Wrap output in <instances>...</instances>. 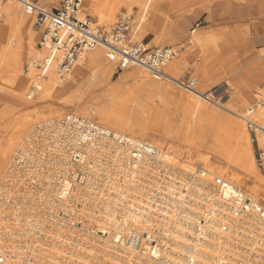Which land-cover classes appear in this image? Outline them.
I'll list each match as a JSON object with an SVG mask.
<instances>
[{"label": "bare ground", "instance_id": "bare-ground-1", "mask_svg": "<svg viewBox=\"0 0 264 264\" xmlns=\"http://www.w3.org/2000/svg\"><path fill=\"white\" fill-rule=\"evenodd\" d=\"M51 1L57 2V0H40V5L48 9ZM157 2L158 0H135L133 2L85 0L78 15L84 16V11L94 12L101 23L112 24L121 7L129 12L137 9L140 23H143L148 21L146 19L148 12L158 6V9L161 8L160 5L157 6ZM158 16L157 12L150 26L147 25L141 29L139 26L135 33L138 40L143 39L149 29L157 31L153 22L156 24L159 21ZM7 27H11L10 36L5 34ZM155 36L154 41L157 40L158 43L166 35L159 33ZM9 37L14 42L23 39V42L19 43L20 52L8 53L7 68L11 72L12 82L18 84L21 82V67L24 60H27V56L33 57L34 62H28L26 67L36 62L44 64L43 77L38 81H31L30 77L33 75L31 70V74L26 75V80L30 81L27 84V99L41 95V100L56 99L59 104H69L68 106L84 101L89 102L91 107H88V110L80 111L74 107L73 110L88 119H96L103 128L106 127L105 129H109L108 131L114 135L146 142L162 152L164 160L171 162L180 170L193 172L197 166H201L206 174H210L209 176L220 178L244 192L248 197L263 202L264 180L259 176L257 169L259 160L254 156L253 149L262 148L264 151V126L257 124L263 130L252 137L245 131L243 123L227 117L230 131L227 137H220L217 130L214 131L209 123L213 124L212 121L221 115L206 105L211 104L212 101L206 95V87L200 85L193 91H187L186 95L180 93V100L175 105L177 112L174 113L178 116H173L171 111L172 115L169 114L167 103L164 102L163 107L156 105L157 96L174 100V96H169L177 94L173 88L162 82L163 80L177 86L175 81L179 80V77L174 69V65L177 67V64L172 63L175 61L174 58L161 68L165 75L163 78L135 66L134 71L126 73L127 80L133 81L134 86L126 90L106 86L112 75L115 61L102 58V54L105 58L103 46L85 52L72 66L67 77L63 80L58 78L56 60L50 59L45 51L36 47L37 36L32 31L29 14L15 0L0 3V38L9 39ZM203 43L207 45L206 47L215 46L216 40L210 37L199 41V45ZM203 48L202 45L201 49ZM214 52L216 54V51ZM130 68L133 67H128L125 71ZM165 68L170 75L165 73ZM247 74L253 79L261 78L264 82L263 63L259 62L254 65ZM203 77L208 76L205 74ZM239 81L232 85L237 91L242 92L241 85L245 84V79ZM105 86L107 88H104ZM248 86L247 89L250 92L258 87ZM96 87L104 89L97 96H93L95 94L92 92ZM67 93H70V96L65 99L64 96ZM256 94L259 95V92ZM20 96L23 97V93ZM243 96L242 93L237 97L241 109L249 103V98L245 96L243 100ZM155 97L157 99L154 102ZM260 105L259 103L255 105L257 112H263ZM256 108H250L249 112H254ZM223 109L235 114L232 107ZM61 114V109L51 110L39 121L40 129L27 134L26 144L19 143L21 136L18 138L15 136L11 143L0 151V170L6 165L4 185H0V199L2 200L0 202V251L6 250L5 264H104L101 258L116 254L107 245L115 238L111 237L107 230L110 229L113 232L118 230L116 214L126 208L123 205L125 201L126 203L128 201L126 191L116 179L120 177V174L117 171L109 181V191L106 194L91 195L86 199L79 197L81 194H77L76 197L71 195V190L77 191L73 182L77 181L79 185L83 179L78 172L73 171L72 188L71 184L66 181L69 172L74 167L72 162L74 153L71 155L66 146L71 144L75 147V142L59 126L58 120ZM235 115L245 122L248 113L245 118L239 114ZM174 117L179 118L178 123L176 120L177 124L174 123ZM31 122V119L24 121L23 130L28 129ZM202 122H206L209 127H204ZM110 161L108 156L103 157L102 161L95 165L97 171L105 174L112 172L114 167L110 165ZM89 165L87 163L89 173L96 175V178L99 173L93 171ZM250 180L257 183L259 187L256 190L243 191V186ZM83 185L88 186L86 183ZM73 200L78 201L84 208L83 210L90 212L86 218L88 224L98 226L97 232L88 233L90 237L92 236L89 240L105 241V244L95 242V244L90 243L89 246L87 241H82L81 245L74 249L71 244L66 243L71 237L66 225H73L72 217L69 211H64L62 216L66 220H63L58 217L56 211L61 208L60 203H63L66 208V204ZM128 205H131V202ZM129 223L131 222L124 220L120 231L127 229ZM46 234L50 235L46 236ZM109 264L112 263L109 262Z\"/></svg>", "mask_w": 264, "mask_h": 264}, {"label": "built area", "instance_id": "built-area-1", "mask_svg": "<svg viewBox=\"0 0 264 264\" xmlns=\"http://www.w3.org/2000/svg\"><path fill=\"white\" fill-rule=\"evenodd\" d=\"M15 1L41 31L38 47L56 60L62 80L85 52L99 46L104 47L105 58L116 62V73L137 66L159 78L165 76L163 65L177 55L168 47L131 45L124 17L105 34L89 16L78 15L84 0H61L58 7L50 9L39 5L38 0ZM43 66L41 62L32 63L26 67L25 75H30L31 70L32 82L38 81L43 77ZM175 83L186 91H193L196 86L192 79ZM250 113L244 123L253 137L263 128L251 119ZM58 124L75 142V147L66 146L71 155L74 153V167L66 181L72 188L73 171L83 179L79 185L74 180L77 191L71 190V195L81 194L79 197L86 199L106 194L109 181L118 171L120 177L116 179L128 197L123 205L126 208L116 214L118 230H107L115 238L106 243L116 254L101 258L104 264H264V202L200 168L193 172L180 170L146 142L114 135L91 119L71 113L59 119ZM105 156L114 167L109 174L98 172L95 166ZM87 163L99 173L96 178L89 173ZM60 205L58 217L64 220L63 212L69 211L73 221V225H66L71 236L66 243L74 249L82 241L88 245L105 244L89 240L92 236L88 233L97 232L98 226L88 224L90 212L83 210L78 201L68 202L66 208L63 203ZM124 220L131 223L120 231ZM5 262L6 250H2L0 264Z\"/></svg>", "mask_w": 264, "mask_h": 264}, {"label": "rangeland", "instance_id": "rangeland-1", "mask_svg": "<svg viewBox=\"0 0 264 264\" xmlns=\"http://www.w3.org/2000/svg\"><path fill=\"white\" fill-rule=\"evenodd\" d=\"M133 1L135 0H119V2ZM5 2L6 1L0 0V3ZM60 2L61 0H57V2L51 1L48 9L51 7H58ZM84 2L82 6H84ZM181 2H185L186 5L180 7L179 5ZM38 3L40 5V0H38ZM171 3L173 4L170 5ZM158 5H160L161 8L158 9ZM157 6V8L155 7L152 11L148 12L149 14L146 17L148 21L143 23H140L139 11L137 9H133L129 12L121 7L116 13L115 20L112 24L101 23L94 12L84 11V16H89L105 34H108L113 26L119 22L120 18L124 17L127 19L126 23L129 28L127 37L131 45L144 43L148 44V48H172L177 53L174 57L175 61L172 63L177 64V67L174 65V69H176L179 80L195 79L197 80L195 88L199 85L206 87V95L209 100L212 101L211 104L206 105L221 115L212 121L213 124H209L214 131L217 130L220 137H227L230 131L227 117H232L240 123H243L242 125L248 134L249 131L244 120L237 117L235 114H239L241 117L245 118L250 108H256L255 105L258 103L261 104L260 109L263 110V112H257L256 108V110L251 113V119L256 124L264 126V82L261 78L253 79V77H250L249 74H247L249 69L257 63L262 62L264 65V0H158ZM21 11L23 10L21 9ZM157 12L159 14V21L156 22V24L153 22L154 25H156L155 27L157 31L155 32L149 29L146 36L143 39L138 40L136 38L137 34L135 35V33L139 26H141L140 29L147 25L150 26L156 17ZM29 19L31 21L32 31L37 36L36 47L39 48L38 42L41 31L33 25L34 21L31 15H29ZM179 20L180 22H178ZM237 29H242L245 37L237 36L241 33L229 32V34L225 35L226 40L229 39L227 42L228 44L206 47L207 45L203 43V49H201L202 45H199V41L195 38V35H192L193 32L203 33L204 35L199 39L203 41L208 34H218ZM159 33H163L166 36L157 43V40L154 41V39L156 37L155 35ZM5 34L6 36L11 35V27L6 28ZM22 40L23 39L21 38L14 42L11 41L10 37L9 39L0 38V151L9 145L15 136L17 138L18 136H21L19 137V143L23 142L26 144V141H28L27 134L30 133V131H38V127L41 124L39 121L55 108L62 110V114L59 116V119H61L71 113L86 118L74 111L73 107L80 111L88 110L91 107V104L86 101L74 106L73 104L68 106L69 104H59L56 99L41 100V95H33V98L27 99V84L30 81L26 80L24 71L28 62H34L33 57L27 56V60H24L21 67V82L19 84L11 81V72L7 68L8 53L11 52L15 54L20 52L21 49L19 48V43L23 42ZM210 50L212 52H210ZM214 51H216V54H214ZM103 52L105 53L104 49ZM206 52H209L210 54H207ZM258 57H260L259 60ZM102 58L106 59L104 58V54H102ZM135 69L136 67H133L126 71L123 70L122 72L116 73L115 62L112 75L106 86L109 85L114 88L119 87L120 89L126 90L132 88L134 82L127 80L126 73L132 72ZM164 71L167 75H170L167 68H165ZM243 73H246L247 75ZM201 74L203 76L206 74L208 77H203ZM56 76L59 78L58 74H56ZM30 79L32 81V76ZM237 80H243L245 82V84L241 85V88H243L242 92L237 91L232 85L237 83ZM162 82L166 86L173 88L177 94H171L169 96H174V100L171 98L163 99V97L157 96L158 101H156L157 98L155 97L154 102L156 101L155 104L162 107L164 102L167 103L168 105L166 104V106L169 109V114L172 113L173 116H178L176 114L174 115V113L177 112L175 111V105L177 101L180 100V93L186 95L188 92L172 83L163 80ZM246 82H248V85L250 86L256 85L258 87L250 92L248 91L249 89H247L249 86L246 85ZM106 86L104 88H107ZM97 88L98 87L93 89L94 91L92 94H95L93 96H97L101 93L100 91L104 89L103 87L100 89ZM256 92H259V95H257ZM21 93H23V97L20 96ZM242 93L244 94L243 100L245 99V96H247V98H249V103L248 106L241 109L237 97ZM69 96L70 93H67L64 98L67 99ZM222 107H232L235 114L224 110ZM28 119H31L32 122L29 124L28 129L23 130V123ZM173 119L174 123L177 124L179 118L174 117ZM91 120L97 122L96 119ZM36 125L38 127H36ZM99 125L102 126L101 124ZM202 125L204 127H209L206 122H202ZM20 132L23 133L20 134ZM253 154L259 160V165L257 163V169L259 176L264 180V160L260 161L259 159L260 154H264V151L262 148L257 149L255 147V149H253ZM262 157L264 158V156ZM5 166L0 170V185L2 186L4 185L3 180L6 177L4 172ZM199 168L201 169V166H197L195 170ZM207 175L210 174L207 173ZM258 187L259 185L257 183L250 180L245 183L242 190H256ZM261 197L262 196H260V198ZM46 236H49V234H46Z\"/></svg>", "mask_w": 264, "mask_h": 264}, {"label": "crops", "instance_id": "crops-1", "mask_svg": "<svg viewBox=\"0 0 264 264\" xmlns=\"http://www.w3.org/2000/svg\"><path fill=\"white\" fill-rule=\"evenodd\" d=\"M172 4L173 3H171L170 5H172ZM184 5H186L185 2H181V4L179 6L181 7V6H184ZM51 8H53V7H51ZM178 22H180V20ZM181 28H183V27H181ZM229 32L241 33L240 35H237V34L236 35L237 36H241V37H245V35L243 34L244 33L243 30L242 29H237V30H233V31H225V32L218 33V34H208L207 36H205L206 37L205 39L210 38V37H214L215 40H216L215 46H218L220 44H228L227 42L229 41V39L226 40L225 35L229 34ZM192 35H195V38H197L198 41H202V40H199V39L204 34L201 33V32H193Z\"/></svg>", "mask_w": 264, "mask_h": 264}]
</instances>
